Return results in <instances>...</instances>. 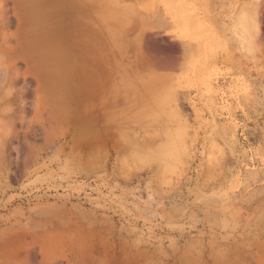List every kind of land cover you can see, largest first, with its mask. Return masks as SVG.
Wrapping results in <instances>:
<instances>
[{
    "label": "rangeland",
    "instance_id": "rangeland-1",
    "mask_svg": "<svg viewBox=\"0 0 264 264\" xmlns=\"http://www.w3.org/2000/svg\"><path fill=\"white\" fill-rule=\"evenodd\" d=\"M263 5L0 0V264H264Z\"/></svg>",
    "mask_w": 264,
    "mask_h": 264
},
{
    "label": "bare ground",
    "instance_id": "bare-ground-1",
    "mask_svg": "<svg viewBox=\"0 0 264 264\" xmlns=\"http://www.w3.org/2000/svg\"><path fill=\"white\" fill-rule=\"evenodd\" d=\"M24 1H25V0H24ZM28 1H29V0H28ZM32 1H33V0H32ZM81 2H82V1H81ZM45 4H46V3H45ZM136 4H137V3H136ZM36 5H37V4H36ZM38 5H39V4H38ZM76 5H77V4H76ZM133 5H135V4H133ZM137 5H138V4H137ZM45 6H46V5H43V7H45ZM263 6H264V5H263ZM27 7H29V6H27ZM124 7H125V6H124ZM128 7H129V6H128ZM135 7H136V5H135ZM125 8H127V7H125ZM129 8H130V7H129ZM129 8H128V9H129ZM263 8H264V7H263ZM30 9H31V8H30ZM51 9H52V8H51ZM130 9H131V8H130ZM134 9H136V8H134ZM134 9H131V11H133ZM32 11H33V10H32ZM50 11H51V10H50ZM115 11H116V10H115ZM134 11L136 12V10H134ZM134 11H133V12H134ZM27 12H28V11H27ZM119 12H121V11L119 10ZM133 12H132V13H133ZM135 12H134V13H135ZM29 13H30V12H29ZM129 13H130V10H129ZM263 13H264V12H263ZM263 13H262V14H263ZM33 14H34V12H33ZM127 14H128V12H127ZM4 20H5V19H4ZM4 20L2 19V21H4ZM130 21H131V19H130ZM30 22H31V20H30ZM31 23H33V21H32ZM122 23H123V22H122ZM122 23H121V24H122ZM33 24H34V23H33ZM119 24H120V23H119ZM121 24H120V25H121ZM123 25H124V24H123ZM125 26H126V24H125ZM126 59H127V58H126ZM128 63H129V62H128ZM142 69H143V71L145 70L144 68H142ZM139 71L142 72V73H146V72L141 71L140 69H139ZM119 73H120V72H119ZM142 73H139V72H138V74H142ZM143 77H144V76H143ZM146 79H147V78H146ZM123 80H125V78H124ZM134 84H135V83H134ZM150 84H151V83H150ZM151 85H153V84H151ZM138 86H139V85H138ZM139 101H140V100H139ZM138 104H139V103H138ZM138 108H139V107H138ZM163 121H164V120H163ZM259 248H261V247H259ZM262 250H263V249H262ZM3 263H4V262H3ZM5 263H6V262H5Z\"/></svg>",
    "mask_w": 264,
    "mask_h": 264
},
{
    "label": "crops",
    "instance_id": "crops-1",
    "mask_svg": "<svg viewBox=\"0 0 264 264\" xmlns=\"http://www.w3.org/2000/svg\"><path fill=\"white\" fill-rule=\"evenodd\" d=\"M124 31H125V33H127L126 29H125ZM124 31H123V32H124Z\"/></svg>",
    "mask_w": 264,
    "mask_h": 264
}]
</instances>
